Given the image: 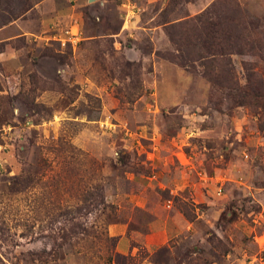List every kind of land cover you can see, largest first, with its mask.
<instances>
[{
    "label": "rangeland",
    "instance_id": "374dc122",
    "mask_svg": "<svg viewBox=\"0 0 264 264\" xmlns=\"http://www.w3.org/2000/svg\"><path fill=\"white\" fill-rule=\"evenodd\" d=\"M260 105L264 0H0V264H264Z\"/></svg>",
    "mask_w": 264,
    "mask_h": 264
},
{
    "label": "trees",
    "instance_id": "16d2710c",
    "mask_svg": "<svg viewBox=\"0 0 264 264\" xmlns=\"http://www.w3.org/2000/svg\"><path fill=\"white\" fill-rule=\"evenodd\" d=\"M233 22V19H229V21H226L224 23L223 28L220 29V42L214 43V52L219 55H224L231 52L236 53H244V52H250L252 54L253 52V45L249 43L247 40L244 39V37L240 35H233L230 32L229 25ZM256 24L251 20H245L241 21V27L243 30L248 31L254 29ZM248 34V33H247ZM261 107H264V105H260Z\"/></svg>",
    "mask_w": 264,
    "mask_h": 264
}]
</instances>
